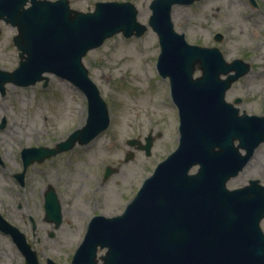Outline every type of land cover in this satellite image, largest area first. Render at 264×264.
Returning a JSON list of instances; mask_svg holds the SVG:
<instances>
[{
  "label": "water",
  "instance_id": "obj_1",
  "mask_svg": "<svg viewBox=\"0 0 264 264\" xmlns=\"http://www.w3.org/2000/svg\"><path fill=\"white\" fill-rule=\"evenodd\" d=\"M193 1L152 0L149 5L148 25L160 45L156 66L169 78L178 108V144L120 214L92 217L71 264H264V184L249 179L241 187H227L264 142V116L240 112L235 105L240 97L225 99L231 84L251 66L240 58L227 61L217 45L191 44L174 29L172 5ZM137 13L129 1H96L93 10L81 11L71 8L69 0H0V19L17 28L12 41L19 57L14 69L0 68L2 93L8 82L28 86L43 80L46 86V73H51L78 87L88 104L85 124L54 147L22 149L24 169L76 142L85 144L107 128L106 102L82 58L120 31L125 37L143 34L147 25ZM213 39L219 42L223 34L216 32ZM197 69L200 74L194 77ZM153 139L149 132L145 143L136 138L127 143L149 155ZM132 157L128 152L125 161ZM114 170L107 165L104 179ZM45 215L55 227L61 223L56 200L46 199ZM0 227L16 230L4 219ZM20 246L29 252L28 262L37 264L29 246Z\"/></svg>",
  "mask_w": 264,
  "mask_h": 264
},
{
  "label": "rangeland",
  "instance_id": "obj_2",
  "mask_svg": "<svg viewBox=\"0 0 264 264\" xmlns=\"http://www.w3.org/2000/svg\"><path fill=\"white\" fill-rule=\"evenodd\" d=\"M96 1L109 0H69V5L87 11L93 9ZM115 1L134 3L138 9L137 19L147 25L149 0ZM254 1L256 5L250 0L174 4L172 22L174 29L183 32L189 43L215 44L227 61L240 58L250 63V71L232 83L225 98L232 102L235 97H241V103L235 104L240 112L264 116V0ZM16 32L15 26L0 20L1 69L12 70L18 65V49L12 42ZM216 32L223 34L219 42L213 39ZM159 50L157 34L148 26L139 37L116 33L83 57L90 78L107 104L110 122L89 143L76 144L68 151L30 165L35 179L41 177L43 182L50 181L61 193L63 222L57 229H51L54 235L49 238V245H44L43 258L49 255L60 264H70L89 218L97 213L111 216L122 212L143 179L176 147L178 110L170 95L168 77L160 76L155 70ZM130 51L136 56L134 64L128 67L127 63L133 60L128 54ZM135 73L137 79L134 80ZM199 73L196 70L194 74ZM47 75L46 86L42 81L28 86L6 83L2 97V113L7 119L4 150L17 154L22 147H51L85 124L86 96L67 80ZM139 90L146 93L143 102L135 98ZM122 93L130 102L124 114L119 100ZM77 107L82 110L80 114ZM119 119L121 125H118ZM150 130L154 135L150 155L127 144L126 140L132 137L144 142ZM130 150L134 152L133 158L125 161ZM16 159L8 161L9 164L15 167L22 164L20 158ZM106 165L116 170L102 179ZM194 170L195 167L191 171ZM255 178L264 184V142L255 149L243 170L227 181V187L243 186ZM29 205L39 209L34 194ZM260 226L264 232V217ZM2 241L7 245L0 248L11 247L7 239L2 238Z\"/></svg>",
  "mask_w": 264,
  "mask_h": 264
},
{
  "label": "flooded vegetation",
  "instance_id": "obj_3",
  "mask_svg": "<svg viewBox=\"0 0 264 264\" xmlns=\"http://www.w3.org/2000/svg\"><path fill=\"white\" fill-rule=\"evenodd\" d=\"M3 95L0 90V218L6 219L16 230L0 227V245H7L2 238L7 239L11 245L9 248H0V264H30L26 255L29 252L20 245L29 246L37 264H50L49 255L44 258L41 256V253H46L44 245H49V238L54 235L51 230L53 223L45 216V201L48 199L55 203L56 200L62 213L61 193L50 181L43 182L41 177L35 179L30 166L24 169L21 164L17 167L9 164L11 159L17 158V161L21 156L19 150L15 154L3 148L4 128L7 124L2 113ZM32 194L35 195L39 209L35 210L29 205ZM46 226L48 228L44 231ZM52 259L58 263L55 258Z\"/></svg>",
  "mask_w": 264,
  "mask_h": 264
},
{
  "label": "bare ground",
  "instance_id": "obj_4",
  "mask_svg": "<svg viewBox=\"0 0 264 264\" xmlns=\"http://www.w3.org/2000/svg\"><path fill=\"white\" fill-rule=\"evenodd\" d=\"M128 54L130 55V57H133V60H132L131 62L127 63V64H128V67H131V66L134 64V62H135V61H134V57L136 56V53L130 51V52H128ZM135 75H137V74L135 73V74H133V76H132V78H133L134 80L137 79ZM123 94H124V93L121 94L119 100L122 101V110H123L122 113L124 114V113H127V110L129 109V106H130V102H129V100H128L126 97L123 96ZM145 96H146V93H144L143 90H139V92L137 93V95L135 96V98H136L139 102H143V101L145 100ZM81 112H82V110H81L80 108L77 107V113L80 114ZM64 114H65V113H63V115H64ZM121 122H122V121H120V119H119V121H118V125H121Z\"/></svg>",
  "mask_w": 264,
  "mask_h": 264
}]
</instances>
